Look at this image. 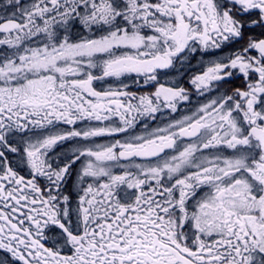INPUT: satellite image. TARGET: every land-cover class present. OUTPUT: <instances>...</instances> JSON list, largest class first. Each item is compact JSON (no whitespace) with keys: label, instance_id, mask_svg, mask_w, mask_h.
<instances>
[{"label":"snow or ice","instance_id":"6c2138e0","mask_svg":"<svg viewBox=\"0 0 264 264\" xmlns=\"http://www.w3.org/2000/svg\"><path fill=\"white\" fill-rule=\"evenodd\" d=\"M0 264H264V0H0Z\"/></svg>","mask_w":264,"mask_h":264}]
</instances>
